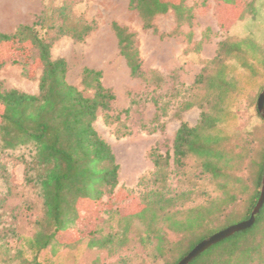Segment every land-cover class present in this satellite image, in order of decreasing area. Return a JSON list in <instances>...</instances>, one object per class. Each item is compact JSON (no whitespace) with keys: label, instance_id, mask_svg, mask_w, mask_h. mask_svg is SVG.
<instances>
[{"label":"trees","instance_id":"obj_1","mask_svg":"<svg viewBox=\"0 0 264 264\" xmlns=\"http://www.w3.org/2000/svg\"><path fill=\"white\" fill-rule=\"evenodd\" d=\"M217 1L227 5L236 2ZM128 9L137 14L143 30L154 34L158 33L154 20L169 11L177 30L193 20L185 0H128ZM260 21L264 23V0H247L236 22L250 30L249 26L254 28ZM94 29V22L72 12L66 2L53 0L30 25H19L13 33L0 31V48L12 46L19 55L20 60L13 63L25 67L32 61L41 70L37 94L5 90L0 84V264H56L61 250L80 245L105 252L109 258H121L131 243L147 250L155 264H178L207 237L247 220L257 203L260 193L255 188L262 177L264 153L255 163L253 192L237 216V187L242 179L229 174L227 168L240 165L248 154L243 146L235 154L226 151L217 129L225 101L237 86L228 74L227 62L237 61L253 74L260 65L264 69V44L258 43L251 29L247 36L221 41L214 58L184 89L179 111L197 107L199 120L193 127L180 123L171 153L163 154L156 147L149 151L152 171L138 182L140 208L125 214L118 209L106 210L107 220L97 223L89 234L58 242L57 237L81 218L80 203L110 198L118 185L115 156L93 126L98 114L105 125L116 126L117 136L128 134L119 128L123 126L121 115L127 116L128 109L114 111L115 95L101 83V72L82 68L80 84L92 91L87 97L67 82L66 61L51 57V46L59 38L82 42ZM111 30L130 77L153 91L159 89L164 79L156 71L142 69L136 34L116 22L111 23ZM247 56L256 59V69ZM177 94H169L166 102L151 97L156 107L152 124L165 116L167 104ZM5 156H15L23 165V185L34 191L40 209L29 201L8 205V199L19 194L2 161ZM173 177L179 184L184 179L183 188L172 187ZM205 179L212 180L220 197L191 206L195 183ZM117 264H130V260L120 259ZM189 264H264V203L253 226L211 246Z\"/></svg>","mask_w":264,"mask_h":264},{"label":"rangeland","instance_id":"obj_2","mask_svg":"<svg viewBox=\"0 0 264 264\" xmlns=\"http://www.w3.org/2000/svg\"><path fill=\"white\" fill-rule=\"evenodd\" d=\"M15 1L9 0L0 4V31L3 33H13L19 25H30L53 0ZM56 1L66 2L72 12L82 15L85 20L92 21L95 25L94 31L82 42H75L64 36L51 46V57L63 58L66 61L67 82L89 97L92 91L85 90L80 84L81 70L84 67L99 70L101 83L104 87L112 89L115 95L114 111L128 109L127 116L121 115L123 126H119L122 132L128 133L126 135L117 136L116 126L105 125L100 113L93 124L98 135L111 147L115 156L119 166L118 185L110 198H103L96 203H80L81 218L57 237L58 242L66 243L89 234L97 223L107 220L106 210L118 209L125 214L140 208L141 187L138 182L141 177L148 176L152 171L149 151L156 147L163 154L168 151L171 153L172 140L180 123L185 122L193 127L199 120L200 110L197 107L185 112L179 111L184 89L193 83L195 77L214 58L218 44L227 37H244L251 33L252 29L258 43L262 41L264 44V23L257 22L254 28L249 26L250 30H247L241 27V23L236 22L247 0H236L234 5L217 0H185L193 12L191 24H185L177 30L173 13L169 11L154 20L158 31L154 34L151 30L142 29L137 14L128 9V0ZM112 22L126 26L136 34L142 69L145 72L156 71L164 79L159 89L153 91V88H147L143 81L130 77L111 30ZM18 56L12 46L0 48V84L5 90L16 89L37 94L41 70L32 61H28L25 67L21 63H13L20 60ZM247 60L253 63L256 69V59L247 56ZM227 65L228 74L236 80L237 86L225 101V113L217 129L223 138L226 151L233 150L235 154L243 146L248 154L243 163L227 168L229 174L242 179L241 187H237L239 201L235 212L240 216L244 200L254 189L253 176L257 170L255 163L264 153V120L257 111V99L264 90V69L260 65L253 74L248 69L239 67L237 61L230 60ZM175 92L178 94L167 104L165 116L161 117L158 123L152 124L156 107L151 97L166 102L169 101V94ZM155 127V131H148ZM2 161L7 164L10 181L19 194L18 198L8 199V205L15 206L29 201L36 209H40V201L34 191L23 185V165L16 161L15 156L2 157ZM177 180L176 177L172 178V187L183 188L184 179L180 184ZM255 189L260 192V184ZM193 192L191 206L205 205L209 198L220 197L210 179L197 181ZM128 247L126 252H122L121 258H109L105 252L87 250L84 245H80L73 250H61L55 261L56 264H117L120 259H124L128 262L130 260V264H155L148 256L147 250H141L138 244L131 243Z\"/></svg>","mask_w":264,"mask_h":264},{"label":"water","instance_id":"obj_3","mask_svg":"<svg viewBox=\"0 0 264 264\" xmlns=\"http://www.w3.org/2000/svg\"><path fill=\"white\" fill-rule=\"evenodd\" d=\"M257 111L261 118L264 120V90L259 94L257 99ZM260 195L257 200L255 207L253 208L249 218L245 221L239 222L237 224L228 226L227 228L212 234L200 243H198L186 256H184L178 264H189L193 259H195L199 254L206 251L211 246L217 244L218 242L226 239L237 232L246 230L253 226L257 214L264 203V168L262 172V177L260 181Z\"/></svg>","mask_w":264,"mask_h":264},{"label":"bare ground","instance_id":"obj_4","mask_svg":"<svg viewBox=\"0 0 264 264\" xmlns=\"http://www.w3.org/2000/svg\"><path fill=\"white\" fill-rule=\"evenodd\" d=\"M12 1L14 2L15 0ZM19 1L21 0H16L15 2H19ZM5 2H9V0H0V4H5Z\"/></svg>","mask_w":264,"mask_h":264}]
</instances>
